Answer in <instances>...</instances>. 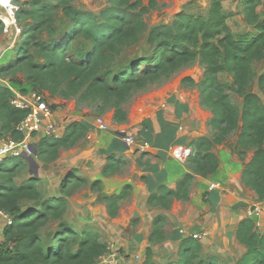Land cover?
<instances>
[{"label":"trees","instance_id":"trees-1","mask_svg":"<svg viewBox=\"0 0 264 264\" xmlns=\"http://www.w3.org/2000/svg\"><path fill=\"white\" fill-rule=\"evenodd\" d=\"M72 3L73 0H26L21 5L17 20L23 27L24 39L14 51L15 58L0 67V78H11L13 85H0V141L9 136L22 139L16 127L28 112L11 105L13 89L24 95L38 91L51 99L96 102L103 107L101 114L112 109L114 121L124 124L128 117L125 105L133 95L163 84L199 62L204 68L202 80L196 84L186 79L185 83L198 87L201 105L212 114L209 126L215 133L211 138L191 142L195 155L188 160L189 173L174 188L160 186L147 204L170 210L174 202H189L196 176L207 178L220 168L215 146L229 145L238 132L234 153L242 162L253 153L244 166L242 183L255 193L258 202H264V104L252 90L257 84L264 95V73L259 75L255 69L264 62V0H240V14L253 33L235 36L228 24L229 16L224 13V0H211L206 14L181 12L171 25L155 28L147 39L150 53L126 63L125 54L143 40L147 32L144 17L158 8V0H106L99 15ZM260 7L263 14L258 13ZM60 12L64 18L56 20ZM2 33L4 25L0 21ZM223 73L232 76L228 89L243 99L242 109L232 102L221 83ZM51 108L55 110L56 105ZM88 135V125L74 122L63 138L43 139L37 146L38 155L55 162L62 150L75 148ZM6 164L12 166L0 172V210L13 218V224L5 228L4 240H0V264H97L105 257L107 246L98 233L74 231L66 222L67 198L42 200L36 178L25 185L16 184L18 171L26 167L25 160L11 159ZM121 164L111 156L103 176L117 174ZM78 182L86 183L69 173L62 192L68 184ZM101 185L98 180L92 187L98 189ZM132 190L127 185L121 193L102 198L111 218L118 216L121 203L131 198ZM25 202L36 204L25 206ZM167 221L163 215L153 220L149 244L166 240ZM53 224L57 229L47 239L46 231ZM236 241L245 248L236 264H264V231H259L253 218L240 222ZM201 256L202 244L188 237L182 242L178 259L168 264H219L215 257L204 260ZM144 264H158L151 247L146 250Z\"/></svg>","mask_w":264,"mask_h":264},{"label":"rangeland","instance_id":"rangeland-1","mask_svg":"<svg viewBox=\"0 0 264 264\" xmlns=\"http://www.w3.org/2000/svg\"><path fill=\"white\" fill-rule=\"evenodd\" d=\"M25 1L20 0L15 5L21 8ZM144 3L146 6L147 2ZM72 4L80 10L99 15L106 7V0H73ZM210 4L211 0H158V8L144 17L147 32L143 40L138 46L129 49L123 62L150 53L147 39L155 28L171 25L175 16L181 12L188 15L206 14ZM239 4L240 0H224L223 4L224 13L229 16L228 24L237 37L254 32L253 28L243 21ZM258 10L261 12L262 8ZM1 13H4L2 8ZM60 18H64L62 12L56 16V20ZM19 28L23 31L22 26ZM23 39L22 34L16 37L13 32L0 35V67L15 58L14 51ZM255 69L259 75L264 73V62L257 64ZM203 75V66L196 62L163 84L136 93L125 105L129 116L124 124L114 121L112 109H107L101 114L103 107L101 109L99 103L51 99L46 94L49 104L56 105L54 111L59 117V122L66 125L83 122L89 126V132L93 130V138L89 134L75 148L62 150L55 162L37 155L35 159L38 174L32 175L31 166L25 161L26 167L18 171L16 184L25 185L30 179L36 178L39 180L38 188L42 200L67 198L68 210L65 220L69 226L77 232L88 229L98 233L105 246L115 249L120 264H144L148 247L153 249L156 263L168 264L176 261L183 240L194 234L199 236L197 240L202 244L201 257L204 260L215 257L219 264H236L245 253V248L236 241L240 222L245 218H253L259 226V231L264 230V202H258L255 193L242 183L244 166L252 159L253 153L247 155L245 162L234 153L240 132L230 139L229 145L215 146L214 153L220 158V168L216 175L207 178L196 176L189 202H174L170 210L151 208L147 204L148 197L141 188L148 179L147 175L142 176V167H155L157 164L172 162V155L177 146H188L201 137L211 138L214 135L215 131L209 126L212 114L201 105L198 87L185 83L186 79H192L198 84ZM10 80L11 78H0V85L8 87L11 85ZM220 81L226 86L232 102L242 109L243 99L228 89L233 82L232 76L223 73ZM252 90L260 96L264 104V95L259 91L257 84ZM175 96L176 100L172 101ZM143 114L152 116L146 117L140 123ZM99 119L105 122L108 131L97 130L95 124ZM123 132L132 136L135 141L130 151L126 148V151H117L114 148V141L121 147L118 133ZM167 142L172 144L166 155L153 151L159 148V145L168 147ZM150 146L153 153L141 154L138 150L139 147L149 150ZM111 156L119 159L122 164L118 167L117 174L104 177L103 168ZM7 166L12 164H6L3 169ZM184 166L190 171L188 161ZM68 172L76 174L86 183L68 184L67 189L62 192V183ZM96 180L102 181L98 189L92 187ZM128 183L135 187L131 198L122 202L118 216L111 218L102 198L119 194ZM219 192L223 195L222 198H219ZM35 204L24 203L25 206ZM159 215L168 219L164 231L166 240L149 244L153 220ZM135 220L137 222L134 224ZM56 229L57 224L49 226L46 231L47 239H50L51 233ZM102 261L104 259L97 264H104Z\"/></svg>","mask_w":264,"mask_h":264},{"label":"built area","instance_id":"built-area-1","mask_svg":"<svg viewBox=\"0 0 264 264\" xmlns=\"http://www.w3.org/2000/svg\"><path fill=\"white\" fill-rule=\"evenodd\" d=\"M15 1L10 0L8 4H4L0 0V8L4 11V13L0 14V21L4 25V34L13 32L16 37H19L20 34L23 35V31L19 28L17 13L20 8L15 5ZM12 91L14 96L12 97L11 105L17 110L27 111L28 114L16 127V132L22 135V139L16 140L9 136L0 141V172L7 161L33 157L34 146H38L45 138H63L70 127V125L57 120V115L51 108L44 93L32 91L24 95L14 89ZM96 128L102 132L108 131V127L102 119L97 121ZM118 136L125 146L131 148L135 145L133 137L127 133H118ZM139 150L141 152L146 151L144 147H139ZM194 155L192 148L186 146H177L173 152L174 158L181 163H186ZM0 219L5 222L6 227L13 224V218L5 211L0 210ZM192 237L195 239L199 238L196 234ZM103 259L104 261L102 262L104 264H120L116 251L111 246L107 247V253Z\"/></svg>","mask_w":264,"mask_h":264},{"label":"crops","instance_id":"crops-1","mask_svg":"<svg viewBox=\"0 0 264 264\" xmlns=\"http://www.w3.org/2000/svg\"><path fill=\"white\" fill-rule=\"evenodd\" d=\"M224 4V3H223ZM262 8V7H261ZM258 13L259 14H263V9L261 10V12H259L258 10ZM168 96V95H167ZM170 96H168L169 98ZM172 101H175L176 100V96L173 97L171 99ZM129 116V114H128ZM152 114H143V119L140 121V123H142L144 121V119L146 117H151ZM113 117H114V112H113ZM57 120H59V117L57 116ZM65 122V121H64ZM79 122V121H77ZM69 123V122H67ZM65 124V123H64ZM69 125H72V124H69ZM95 127H96V124H95ZM93 130H91L89 132L90 136L93 138ZM94 135H96L94 133ZM89 136V138L91 139V137ZM96 136H94V138H96ZM122 143V142H121ZM114 144V148L117 150V151H130V149H132L133 147L131 148H127V146H125L123 143L121 144V147H118L117 146V142L114 141L113 142ZM171 144L170 142H167V145L168 147L165 145L163 147H160L159 145V148H156V149H151V146L149 147V150L146 149L147 152H141L139 150V152L142 154V153H153V151H156V152H161V153H164L165 155L167 154V152L169 151V149L171 148ZM125 146V147H124ZM155 147V146H154ZM188 148H192L190 145L186 146ZM126 148V150H125ZM153 151H151V150ZM173 156V155H172ZM174 158V156H173ZM145 166H148V167H142V176L144 177V175L148 176V179L146 180V183L144 187H141L143 192L146 194V196L149 198V196L153 193V192H156L157 189L164 185V186H167V187H170V188H174L176 186V184L187 174L189 173L188 170H186L185 166H184V163H181L179 162L178 160H176L174 158V160L172 162H167V163H161V164H157L155 165V167L151 166V165H145ZM104 169V168H103ZM69 174V172L67 173V175ZM102 175H103V172H102ZM216 175V174H215ZM220 176H219V180H220ZM199 179V178H198ZM98 181V180H96ZM127 185H133L131 183H128ZM126 185V186H127ZM133 187V190L135 189L134 186ZM132 190V191H133ZM121 193V192H120ZM222 194L219 192V198H222ZM147 198V199H148ZM5 222L0 219V240L3 241L4 240V230H5ZM180 252V251H179Z\"/></svg>","mask_w":264,"mask_h":264},{"label":"water","instance_id":"water-1","mask_svg":"<svg viewBox=\"0 0 264 264\" xmlns=\"http://www.w3.org/2000/svg\"><path fill=\"white\" fill-rule=\"evenodd\" d=\"M127 148H129V147H127ZM33 149H34V157H25L24 158V160L26 162H28L31 166V174L32 175L38 174V165H37V162L35 159V157L38 155V147L34 146Z\"/></svg>","mask_w":264,"mask_h":264},{"label":"bare ground","instance_id":"bare-ground-1","mask_svg":"<svg viewBox=\"0 0 264 264\" xmlns=\"http://www.w3.org/2000/svg\"><path fill=\"white\" fill-rule=\"evenodd\" d=\"M10 0H2L4 4H8Z\"/></svg>","mask_w":264,"mask_h":264}]
</instances>
